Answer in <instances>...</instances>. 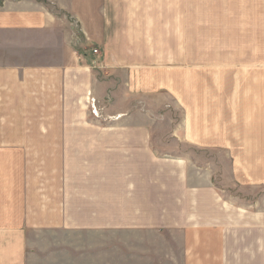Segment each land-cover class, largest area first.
Instances as JSON below:
<instances>
[{"label":"rangeland","instance_id":"rangeland-1","mask_svg":"<svg viewBox=\"0 0 264 264\" xmlns=\"http://www.w3.org/2000/svg\"><path fill=\"white\" fill-rule=\"evenodd\" d=\"M123 5L117 14L122 27L114 39L92 47L96 54L117 62L146 51L156 62L160 51V64L150 67L169 62L144 75L143 91L133 80L128 85L126 71L117 68L116 105L108 110L105 101L99 108L94 100L99 111L92 115L116 111L103 124L108 128L127 123L119 111L137 116L128 120L132 131L105 132L101 148H120L121 162L145 154L158 175L166 172L161 162L181 159L201 193L191 201L188 194L180 197L184 201L152 199V209L169 215L140 218L127 215L133 211L125 189L119 227L67 229V217L64 229L46 222L27 235L28 264H264V0L147 3L159 6L155 10ZM175 59L178 64L171 63ZM145 127L151 130L141 137ZM203 187L210 189L204 193Z\"/></svg>","mask_w":264,"mask_h":264},{"label":"crops","instance_id":"crops-1","mask_svg":"<svg viewBox=\"0 0 264 264\" xmlns=\"http://www.w3.org/2000/svg\"><path fill=\"white\" fill-rule=\"evenodd\" d=\"M139 1L0 0V264H28L27 235L42 231L46 222L54 228L59 222L64 229L67 217V229L119 227L118 218L127 211L120 208L125 189L133 211L127 215L140 218L169 215L162 212L167 209H152V199L199 197L201 191L192 185L196 178L187 174L183 160L161 162L166 172L158 175L145 154L142 159L129 154L121 162L120 148H101L105 132L132 131L128 120L137 114L119 111L127 123L108 128L103 124L116 111L101 110V116L94 117L92 102L100 108L107 101L108 110L116 105L119 89L114 77L119 69L126 71L128 85L133 80V87L143 91L149 78L144 75L161 71L159 67L169 62L157 70L150 67L160 64L165 55L160 51L154 54L156 62L146 51L128 53L117 62L104 52L94 53L98 48L93 46L114 39L122 27L117 14L120 7L127 8L123 2L129 9L151 8L147 3L152 0L143 8L136 5ZM178 57L183 54H175ZM153 84L159 88V83ZM136 166L139 171L133 176ZM203 188L204 193L210 189Z\"/></svg>","mask_w":264,"mask_h":264},{"label":"built area","instance_id":"built-area-1","mask_svg":"<svg viewBox=\"0 0 264 264\" xmlns=\"http://www.w3.org/2000/svg\"><path fill=\"white\" fill-rule=\"evenodd\" d=\"M98 52V49H94V53H97ZM94 102V101H93ZM92 102V103H93ZM94 113L97 115L98 114V110L94 107L93 109Z\"/></svg>","mask_w":264,"mask_h":264}]
</instances>
